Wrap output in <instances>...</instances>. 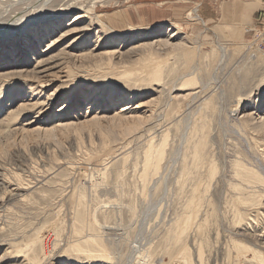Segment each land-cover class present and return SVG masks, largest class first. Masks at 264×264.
<instances>
[{"label":"rangeland","instance_id":"rangeland-1","mask_svg":"<svg viewBox=\"0 0 264 264\" xmlns=\"http://www.w3.org/2000/svg\"><path fill=\"white\" fill-rule=\"evenodd\" d=\"M42 8L63 26L0 44V264H264V0Z\"/></svg>","mask_w":264,"mask_h":264},{"label":"bare ground","instance_id":"bare-ground-1","mask_svg":"<svg viewBox=\"0 0 264 264\" xmlns=\"http://www.w3.org/2000/svg\"><path fill=\"white\" fill-rule=\"evenodd\" d=\"M29 1L30 0H0V6H2V13H4V14H9V10H14V9H17L16 10V12H14L13 13V15H15L14 17H9L10 19L9 20H6L5 22H3V23H0V41H1V45H4V44H6L7 46L9 45V43H10V39H13V38H21V39H33L34 38V34H36L35 32H37L38 34H39V32L40 31H42V33L44 32V30L45 29H47V26H48V28L49 27H54V28H57V27H61V26H63V21L61 20V15H66L67 14V12H66V14H65V12L64 13H62L61 11H58V12H56V13H47V11H45V10H43L44 8H42V6H44V5H46L47 3H49V5H51L53 2H60L61 4H63V6L64 5H66L68 2H71V0H39V1H37L38 2V7L39 8H32V11L30 12V13H28V14H25V13H23V7H24V4L26 5V4H28L29 3ZM68 1V2H67ZM70 6V5H69ZM81 9V8H80ZM85 9V8H84ZM74 9H72V10H69L70 11V13H71V11H73ZM78 11H80V10H78ZM1 14V13H0ZM69 14V13H68ZM193 14V13H192ZM60 15V16H59ZM81 15V14H80ZM79 14H76L74 17V21H73V23L72 24H74V23H76V22H78L80 19L82 20V16H80ZM53 17V18H52ZM190 17H191V19H193V17H195V16H193V15H190ZM13 18V19H12ZM197 18H199V17H197ZM52 19V20H51ZM99 19V18H98ZM49 22H48V21ZM80 20V21H81ZM96 20H97V18H96ZM194 20V19H193ZM101 24H102V19H99L98 20ZM103 25V24H102ZM34 27V28H33ZM72 27V26H71ZM76 27V26H75ZM74 27V28H75ZM25 28H27L26 30H25ZM31 28H33L32 30H31ZM48 30V29H47ZM70 30V29H69ZM17 31H22L21 33H17L18 35L17 36H12L13 34L15 35V33L17 32ZM73 30H70V32L69 33H71ZM76 31H78V28L76 27V30H75V32ZM79 31H80V29H79ZM49 33H51V32H49ZM68 35V32L66 33V34H64V35H62V37H64V36H67ZM36 37V36H35ZM40 36H38V37H36V38H38V40L40 39L39 38ZM60 40V38H58V39H54V40H52V42H50L47 46H46V52L45 53H50V51H52L53 50V48H55L56 46H54L58 41ZM6 41V42H5ZM5 42V43H4ZM40 42V41H39ZM38 42V43H39ZM5 45V46H6ZM15 46V45H14ZM223 46V45H222ZM219 47H221V46H219ZM219 49V48H218ZM220 50L222 51H224V47H222V48H220ZM31 51V50H30ZM32 53V52H31ZM222 53V52H221ZM28 54H30V53H28ZM33 54V53H32ZM67 54V53H66ZM49 55L50 54H46V55H43L42 57L40 56V57H38V59L36 60V61H34L32 64H31V67H29V68H27V69H25L24 71H18L17 73H19V75H21V76H25L26 77V81H29V83L30 82H32V79H38V78H40L41 79V77L40 76H38L41 72H38V71H44V68H45V66L47 65V64H49L51 61H52V58L51 57H49ZM225 56H226V54H224ZM68 57V56H67ZM82 57V56H81ZM15 71V70H14ZM7 75H10V74H7ZM12 75V74H11ZM16 75H18V74H16ZM36 75V76H35ZM195 79H193V80H186L185 82H189V81H194ZM30 87V91H31V93H32V96L31 97H33L34 96V94H35V92H36V89L35 88H33V85H31V86H29ZM2 88H3V86H0V95L3 93L2 92ZM240 101V100H239ZM238 101V102H239ZM31 104V103H30ZM29 106H31V108H34V109H37V108H39V107H41V104H39V103H34V104H32V105H28V104H26V105H23L22 107L23 108H27L28 109V107ZM43 106V105H42ZM30 108V109H31ZM26 109V110H27ZM20 110H21V108H20ZM11 111V110H10ZM123 111H125L124 109L122 110V112ZM234 112L236 111V110H233ZM10 115H9V117L10 116H13V115H15V114H18V111H15V112H10L9 113ZM260 118H262V117H260ZM261 121H264V119H261ZM262 127V125L261 126H259V128H261ZM196 128V127H195ZM198 129V128H197ZM195 130L194 129V131L196 132V131H198V130ZM193 131V132H194ZM194 132V133H195ZM199 133V132H198ZM197 134V133H196ZM191 138H192V135H191ZM190 139V138H189ZM193 139H204L202 142H200L199 141V144H197V143H195L194 141V143L192 142V144H194V145H197V147L196 148H194V153H195V160L196 161H193V163H195V164H193L195 167H193V165H192V169L194 170L195 168H197L198 170L199 169H201V165L203 164H205V160H210V157L209 156H207V153H206V151L208 152V149H207V147H208V142L210 143V139H213V138H211V136L209 135V133H208V136L206 135L205 137H202L200 134L196 137L195 136V138H193ZM192 139V140H193ZM165 142H166V140L164 141V143H163V146H162V149L159 151V153L156 155V159H157V161H156V163L154 164V169L157 171L158 170V168L160 167V162H161V160H162V158H163V155H164V148H165ZM193 147V146H192ZM210 155V154H209ZM212 159V158H211ZM208 162V161H207ZM192 163V162H191ZM211 164H212V162H211ZM191 166V165H190ZM201 166V167H200ZM200 167V168H199ZM204 168V167H203ZM188 170H191L190 168L189 169H187L186 171H188ZM199 171H201V170H199ZM203 171V170H202ZM217 171H218V169H217V167H214V169H213V172H212V174L215 176L216 174H217ZM197 172V171H196ZM189 175H188V178L190 177V180L193 182L194 180V177L193 176H191V174H193L194 173V171H193V173H192V171H189ZM199 173H197V174H195L194 176H199L198 175ZM193 177V178H192ZM196 179V178H195ZM196 180H198V179H196ZM189 181V180H188ZM187 181V182H188ZM195 182H199L200 183V181H195ZM199 183H198V185H199ZM197 184V183H196ZM190 185V184H189ZM198 185H194L195 187L196 186H198ZM197 190H199V186L197 187V189H195L194 191H193V193H192V197H191V200H190V204L191 203H194V201H195V198H196V193L198 192ZM191 196V195H190ZM12 198V197H11ZM13 201V200H12ZM188 205V207H193V206H196L195 204H192V205ZM192 225V223L190 222V224H189V226L190 227H192L191 226ZM189 227V228H190ZM172 228V227H171ZM179 237H180V234H178V235H176L175 237H174V239L175 240H177V241H179ZM199 249V248H198ZM192 250V249H191ZM189 254V260H188V262H189V264H195V262H193L194 260H193V254H190V253H188ZM201 255V251H200V249L198 250V257ZM198 262H200L201 263V261H200V259H198ZM198 264V263H197Z\"/></svg>","mask_w":264,"mask_h":264},{"label":"built area","instance_id":"built-area-1","mask_svg":"<svg viewBox=\"0 0 264 264\" xmlns=\"http://www.w3.org/2000/svg\"><path fill=\"white\" fill-rule=\"evenodd\" d=\"M263 22H264V19H263ZM253 44L258 47L260 46L261 48L264 49V32L259 35L258 34L256 35L253 41Z\"/></svg>","mask_w":264,"mask_h":264}]
</instances>
